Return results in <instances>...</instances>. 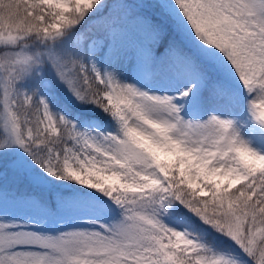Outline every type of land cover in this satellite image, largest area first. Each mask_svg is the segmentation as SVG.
Here are the masks:
<instances>
[{
  "label": "snow or ice",
  "instance_id": "6c2138e0",
  "mask_svg": "<svg viewBox=\"0 0 264 264\" xmlns=\"http://www.w3.org/2000/svg\"><path fill=\"white\" fill-rule=\"evenodd\" d=\"M0 264H264V0H0Z\"/></svg>",
  "mask_w": 264,
  "mask_h": 264
}]
</instances>
